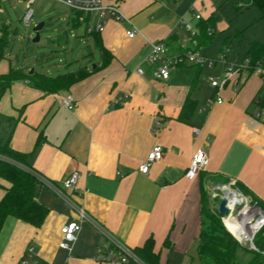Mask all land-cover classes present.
I'll list each match as a JSON object with an SVG mask.
<instances>
[{"label": "crops", "instance_id": "obj_1", "mask_svg": "<svg viewBox=\"0 0 264 264\" xmlns=\"http://www.w3.org/2000/svg\"><path fill=\"white\" fill-rule=\"evenodd\" d=\"M101 1L117 4L141 33L129 38L128 22L108 19L98 34L108 50L107 60L96 37L90 35L99 51L98 63L86 61L92 53L85 52L84 64L77 69L86 67L89 74L67 89L47 92L27 78L13 81L0 99V143H9L24 156L21 166L56 184L79 172L77 190L69 189L67 195L127 246L142 247L152 238L160 264H170L172 254L191 264L201 240L206 175L242 184L264 204V117H255L252 107L261 80L251 75L238 90L232 82L215 89L202 75L215 72L222 77V66L205 71L191 64L173 67L168 80L152 78V66L145 62L151 41H164L173 50L186 33L182 20L197 26L196 14L202 18L216 15L218 30L223 24L219 22L221 0ZM258 9L262 14L254 9L245 11L236 29L232 20L224 21V28L230 33L235 29L230 34L234 37L236 32L243 35L260 15L259 19H264V11ZM78 20H89L92 26L97 17L95 13L83 14ZM254 28L246 32L248 38L242 46L234 48V38L225 40L235 64L249 56L253 43L264 45L263 34ZM224 47L217 51L203 47L202 52L216 57ZM9 59L5 50L0 75L11 69L22 73L36 70L14 67ZM139 66L145 75L138 73ZM68 92L76 98L72 110L61 104ZM125 95L124 104L112 105L115 98ZM216 95L223 102L206 107ZM187 100L195 106L182 116ZM156 144L164 147V156L144 174L139 167ZM200 148L206 150L208 164L190 179L186 173ZM9 185L0 178V198ZM37 199L48 209L41 226L13 215L6 217L0 231V264H19L30 244L53 264H122L96 259L105 237L87 221L82 222L71 249L60 247L61 228L78 221L79 216L67 200L40 180Z\"/></svg>", "mask_w": 264, "mask_h": 264}, {"label": "built area", "instance_id": "obj_2", "mask_svg": "<svg viewBox=\"0 0 264 264\" xmlns=\"http://www.w3.org/2000/svg\"><path fill=\"white\" fill-rule=\"evenodd\" d=\"M24 1L26 3V8L23 14V21L26 25H30L34 16V8L32 5L36 0ZM58 1L65 4L74 12H82L86 15L95 13L97 20L94 25H88L87 32L89 33L93 31L100 32L110 18L120 22L126 21L130 24L131 27L127 30V36L129 38H133L141 33L139 28L132 23L131 19L121 11L117 4H104L101 0ZM195 17L199 20L202 16L200 14H196ZM182 27L186 30V33L180 37L176 48L173 50L164 41H151V50L146 56L145 62L152 66V78L155 80H168L171 76L172 68L184 64L196 65L201 68L208 69H213L216 68V66L221 65L223 68L222 77L216 76L215 74H207V78L211 82L212 86L215 89H219L225 87L228 82H232L234 88L238 90L249 76L256 75L261 80V87L252 100L253 114L257 118L264 117V54L254 59L247 56L240 64H235L229 58L230 48L225 46L218 56L208 57L202 52L203 47L200 46L198 40V27L192 25L186 20H182ZM137 71L141 75L146 74V71L142 66H139ZM126 97L127 95L115 98L112 101V105L117 106L124 104ZM215 102L222 103L223 98L220 95H216V97L210 98L206 102L205 106L210 107ZM61 104L72 110L75 108L76 98L71 92H68L61 99ZM164 152V147L160 144H156L149 152L147 159L141 163L139 170L142 173L147 174L152 164L163 158ZM0 157L2 156L0 155ZM207 164L208 156L206 150L204 148L198 149L187 170V177L193 179L203 168L206 167ZM32 171L41 182L51 188L56 194L67 200L79 216L78 221H70L61 228L62 239L60 241V247L71 249L72 242H74L78 232L82 228V222L87 221L98 228L105 237V241L98 246L96 254V259L98 261H110L122 264H146L132 247L127 246L115 235L107 231L101 223L95 220L86 211L82 204L67 195V190H77V184L80 176L79 172H73L60 185L47 179L42 174L34 170ZM230 183L236 184L234 182ZM224 192L225 194H232V198L230 196L225 197L227 199V207L229 209V212L225 216H222L225 227L240 245L257 250L255 238L264 228V208L257 201H254L251 196L246 195L244 192L228 188ZM226 218L236 224V231L238 232V235L229 228L225 222ZM19 264L53 263L48 262L38 255L35 250V246L30 244Z\"/></svg>", "mask_w": 264, "mask_h": 264}, {"label": "trees", "instance_id": "obj_3", "mask_svg": "<svg viewBox=\"0 0 264 264\" xmlns=\"http://www.w3.org/2000/svg\"><path fill=\"white\" fill-rule=\"evenodd\" d=\"M256 4L264 11V0H247ZM82 12H75L72 17L73 25L78 27L82 21L78 20ZM86 33L94 35L100 44L101 55L107 60L108 50L102 45L98 34L100 32H87L89 20H86ZM217 17L212 14L207 18H200L197 24L199 29L198 40L200 46L204 47L214 40L217 34ZM8 29L6 25L0 26V61L4 57L8 44ZM264 54V45L253 43L248 55L257 58ZM89 70L80 67L75 71L50 76L42 72L22 73L11 69L8 73L0 75V99L11 83L19 78L30 79L32 85L47 92H56L69 88L86 75ZM28 81V80H27ZM195 103L187 100L182 116L190 114ZM0 178L6 180L10 185L5 188V195L0 198V231L6 217L13 215L34 226H41L47 215L48 209L38 201L39 180L36 174L20 164H25L24 156L15 151L9 143H0ZM205 181V180H204ZM204 181L202 182V231L198 254L201 264H264V228L255 238L257 250L242 246L225 227L222 216L218 210L210 209L208 205V194ZM245 194L250 195L263 208L264 204L252 194L244 185L237 184ZM146 264H160L159 254L154 251V242L150 238L144 246L134 249ZM241 252L244 254L241 255Z\"/></svg>", "mask_w": 264, "mask_h": 264}, {"label": "rangeland", "instance_id": "obj_4", "mask_svg": "<svg viewBox=\"0 0 264 264\" xmlns=\"http://www.w3.org/2000/svg\"><path fill=\"white\" fill-rule=\"evenodd\" d=\"M236 1L221 0L219 22L223 24L218 28L219 31H217L214 40L204 46L209 48L208 51H217L224 47L226 45L224 42L229 37L234 38L232 43L234 48L242 46L248 38L246 32L254 27L255 32L260 33L261 31L264 39V28H262L264 19H259L261 15L252 24L250 23L243 35L240 32L235 33L236 37L233 34L230 35L235 31L236 24L240 25L241 15L245 11L249 9L259 11L256 4L258 8L248 3L247 0L242 1L243 3ZM240 4L243 6L238 8ZM25 6L24 0H0V26L6 25L9 31L6 52L14 67L24 65V69L27 71H30L29 67L31 69L34 67L47 75L56 76L77 70L81 64H84L85 52L92 53L90 54L91 58H87L86 61L94 59V62L98 63L99 51L94 47L93 40H89L90 35L86 33L87 23L82 21L78 27H75L72 20V16L75 15L74 11L58 0H36L32 5L35 11L33 19L30 25H26L23 21ZM231 20L234 21L233 28L235 29L230 33L227 28H224V21L231 23ZM42 22L45 24L41 30V39L39 42H33L34 28ZM90 24L91 22L88 23V25ZM207 70L208 68H205V71ZM202 78L210 83L205 74L202 75ZM204 183L208 194V205L215 211L218 210L221 199L229 197L230 194L224 192L227 188L244 192L237 184H231L228 180L215 175H206ZM197 249L196 246L191 264H201ZM243 254L241 252V255ZM169 259L170 264H185L184 260L175 254L170 255Z\"/></svg>", "mask_w": 264, "mask_h": 264}, {"label": "water", "instance_id": "obj_5", "mask_svg": "<svg viewBox=\"0 0 264 264\" xmlns=\"http://www.w3.org/2000/svg\"><path fill=\"white\" fill-rule=\"evenodd\" d=\"M44 22L40 23L39 25H37L34 30H35V36L33 38V42H39L41 39V30L44 26ZM218 212L221 216H225L228 212L229 209L227 207V199L226 198H222L219 204V208H218Z\"/></svg>", "mask_w": 264, "mask_h": 264}, {"label": "bare ground", "instance_id": "obj_6", "mask_svg": "<svg viewBox=\"0 0 264 264\" xmlns=\"http://www.w3.org/2000/svg\"><path fill=\"white\" fill-rule=\"evenodd\" d=\"M230 197L232 196V194H230L229 195ZM232 198V197H231ZM225 222L227 223V225L229 226V228L231 229V230H233L235 233H237V235H238V232L236 231V224L235 223H233L231 220H229V219H225Z\"/></svg>", "mask_w": 264, "mask_h": 264}]
</instances>
